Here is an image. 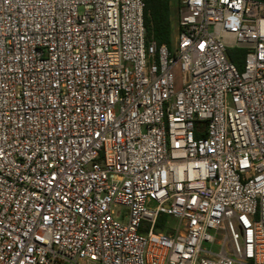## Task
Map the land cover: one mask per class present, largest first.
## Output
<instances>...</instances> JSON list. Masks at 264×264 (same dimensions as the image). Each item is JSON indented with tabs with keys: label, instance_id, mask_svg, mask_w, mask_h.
Segmentation results:
<instances>
[{
	"label": "built area",
	"instance_id": "2783aa9c",
	"mask_svg": "<svg viewBox=\"0 0 264 264\" xmlns=\"http://www.w3.org/2000/svg\"><path fill=\"white\" fill-rule=\"evenodd\" d=\"M145 7L0 0V264H264V0Z\"/></svg>",
	"mask_w": 264,
	"mask_h": 264
},
{
	"label": "trees",
	"instance_id": "16d2710c",
	"mask_svg": "<svg viewBox=\"0 0 264 264\" xmlns=\"http://www.w3.org/2000/svg\"><path fill=\"white\" fill-rule=\"evenodd\" d=\"M179 5L180 0H146L145 27L149 41L154 40L158 45L165 44L169 49H173ZM228 55L240 70L244 68L246 49L229 48ZM164 220H166L165 216L159 219L157 225L159 228H162Z\"/></svg>",
	"mask_w": 264,
	"mask_h": 264
},
{
	"label": "rangeland",
	"instance_id": "374dc122",
	"mask_svg": "<svg viewBox=\"0 0 264 264\" xmlns=\"http://www.w3.org/2000/svg\"><path fill=\"white\" fill-rule=\"evenodd\" d=\"M171 219V222H175L174 218H170Z\"/></svg>",
	"mask_w": 264,
	"mask_h": 264
}]
</instances>
